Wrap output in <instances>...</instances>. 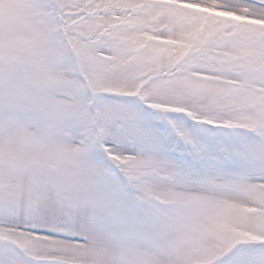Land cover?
I'll return each instance as SVG.
<instances>
[{"label":"snow or ice","instance_id":"6c2138e0","mask_svg":"<svg viewBox=\"0 0 264 264\" xmlns=\"http://www.w3.org/2000/svg\"><path fill=\"white\" fill-rule=\"evenodd\" d=\"M0 264H264V0H0Z\"/></svg>","mask_w":264,"mask_h":264}]
</instances>
